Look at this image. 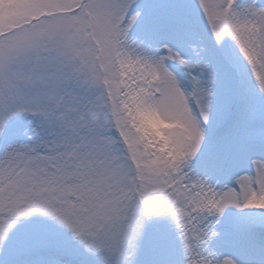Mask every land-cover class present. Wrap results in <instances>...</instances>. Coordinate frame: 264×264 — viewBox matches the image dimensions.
I'll return each instance as SVG.
<instances>
[{
  "label": "snow or ice",
  "instance_id": "6c2138e0",
  "mask_svg": "<svg viewBox=\"0 0 264 264\" xmlns=\"http://www.w3.org/2000/svg\"><path fill=\"white\" fill-rule=\"evenodd\" d=\"M0 264H264V0H0Z\"/></svg>",
  "mask_w": 264,
  "mask_h": 264
}]
</instances>
